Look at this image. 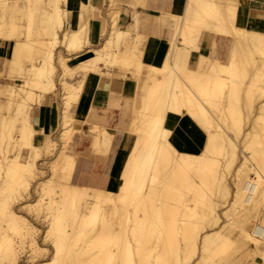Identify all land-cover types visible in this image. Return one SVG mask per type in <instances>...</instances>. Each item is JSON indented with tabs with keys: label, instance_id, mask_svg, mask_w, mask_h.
<instances>
[{
	"label": "bare ground",
	"instance_id": "obj_1",
	"mask_svg": "<svg viewBox=\"0 0 264 264\" xmlns=\"http://www.w3.org/2000/svg\"><path fill=\"white\" fill-rule=\"evenodd\" d=\"M24 1L25 4L20 8L15 6V1H13L12 7L14 9L16 7V11L20 12L19 14L28 15V18H30L33 12L28 9V7H30L28 3H30L31 0ZM119 2L122 1L120 0ZM133 2L134 1H132V3ZM188 4L192 5L190 10L187 9ZM48 5L52 7L48 8ZM118 5L117 9L112 7L113 10L107 13L112 20L109 36L105 39L101 47L94 49L95 52L93 57L81 60L79 68L84 70V75H86L90 70L99 71V63H103V66H105L104 68L119 66L125 69L124 72H126V69L130 70L132 75L138 80V93L133 101L134 105L138 104V106L133 109L131 122L128 128L134 135V142L124 162L121 173H123L124 167L128 164V159L132 155V149L136 148L135 137L138 131L137 124L143 126L144 115L150 114L147 110L154 107L155 102L161 98H168L170 104L175 105L177 111L174 113L181 114L182 110L185 115L206 131L203 149L197 153L190 152L191 154H187L189 159L184 161L183 167L194 169L203 177L204 189L201 190L199 196L202 198V205L206 201L208 228L205 229L203 227L205 223L203 217H201L199 223L201 232H206L207 253H205V239H197L195 235L196 228L194 226H188L180 237L184 242L183 249L177 250L171 247L167 249L162 248L159 254L160 261L162 264H175L177 257H179L184 264H190L191 259L198 254L201 259H203L204 264H215V256H219L217 259L222 261L223 264L224 262L226 264L231 254L229 248L230 244H232V241L235 239H243L242 243L247 240H252L255 242V245H257V251H259L261 245H264V234H262L264 211L261 210L262 207H264V113H262L264 103L261 102L264 97V87H261L262 82L259 80L249 81L248 83L251 91L249 92L248 89H245L243 99L241 100L240 83H242V81L233 82L232 75L229 74V65L232 63V57L235 56L236 66L243 69L244 65L247 64L252 57L253 52L259 51L261 46L260 37L264 35V31L248 28L236 23L238 0H186L182 13L170 14L174 22L173 34L169 39L170 46L163 65L145 66L138 56L140 38H138V43L135 42V44H132L127 39V37L130 36V32L122 31L117 27V14H119L118 10L121 6ZM41 9L42 8H40L39 11ZM86 9L88 8L85 7V10ZM16 11L12 10V13L14 12L16 14ZM65 14V9L62 10L60 8V0H48L47 5L39 15V21L42 24H38L37 27L38 39L36 48L43 52L41 55L35 54L37 66L32 73L29 86L27 90H22L21 84L23 81L17 78V85L11 91H7L5 103H0V108H5L7 113L11 107L14 112L12 116H15L13 120L9 122L5 118V115L2 117L1 125L3 129L7 126L9 130H11L10 126L13 124V121L15 118H19V129L26 132L27 142L31 145L21 150L19 141L13 142L11 149L7 143L3 144L2 154H0V169H2L0 170V193L3 192L4 181L9 178V165H11L13 169L11 176L12 183L14 185H20L23 194L29 192L31 181L35 178V175L37 176L38 173H40V169L36 167V160L42 155L51 153L56 147V140L49 136L46 137L42 145L33 143V134L36 132L34 133L33 126L29 125L27 122L28 111L26 108L29 107L30 103L28 104V102L34 95L38 98L37 101H40L48 92L56 91L54 83L56 71L54 56L55 46L58 43H62L67 47L68 51H77L80 50L84 44V34L87 32L85 25L88 23L87 21V23L84 22V25H81L78 30L64 32L62 37L59 38L60 34H58V31L63 28L62 24ZM10 16L11 15H9V18H11ZM181 16H184L186 21L188 19L191 20V27H187L186 24H180ZM90 17L92 19V15ZM229 18L231 22H229ZM3 19L4 15H0V22H2ZM136 19L135 17L134 20ZM136 22L138 21L136 20ZM42 33L43 36L46 34L49 35V39L41 36ZM134 33L136 32L134 31ZM193 33L195 35H193ZM203 34L209 36L210 43H213L215 36L219 35L218 39L224 40L229 45L226 58L222 60V58L216 54V59L209 61L208 55H199L194 65L190 67V54L192 51L199 50V39ZM194 40L197 41V47H192ZM122 47L123 49H121ZM139 55L141 56V54ZM57 58L63 69V74H61V88L64 95L62 98V114L60 120L61 129L58 132V139L61 143V147L50 160L51 164L49 162V176L38 181L39 183L42 182L40 183L41 190L39 192L44 191V194L48 196V200L42 202L43 199L39 198L41 200L23 204L24 206L28 204L34 207L37 206V209H35L36 213L34 212L35 210L32 211L33 209L30 208L32 213L37 215H39L42 210L43 215H40H42L43 219L46 221V229L42 235V242L39 243L36 240L37 230H35V226L26 216L16 211L13 205L11 206V211L0 213V240H2L5 233L11 232L17 236V240L19 241L15 249L0 252V261L8 262V264H10L13 258L25 252L24 237H27V248L31 250L33 254H36L34 257H39L34 259L33 264H48L49 258L57 259L55 244L48 239L50 235L49 229L55 231V220L61 215V209L65 205L70 207L72 203H75L79 206L81 202H83L85 206H89V204L93 208L98 206L102 215L103 212L107 210L112 217L119 211L120 215L123 217L124 223H127V210L124 209L123 206L118 210L116 205L111 202L112 196L119 198L120 185H118L116 189H104L71 181L73 158L66 153V147L69 143L70 135L76 128L73 126V118L69 116V110L72 103L77 102L85 76L78 84L66 81L63 78L64 75L72 73L66 63L68 58L61 54H59ZM261 67H264V65ZM4 90L5 88H1L0 91ZM242 109H244L246 113L245 119L242 116ZM6 121L7 125L5 124ZM260 121H262L261 124ZM247 122H249V124L245 128ZM94 133L96 144H99L100 139H102L101 142L103 146H107L108 141L111 139L106 131H99L95 128ZM239 138H243V148H241L242 159L239 157L238 153L240 149L238 147ZM0 139H2V137H0ZM101 146L102 145H100V147ZM205 147L208 149L207 159H197L204 153ZM96 149L97 150L94 152L97 151L96 153H98L99 149ZM10 150H16V153L9 159L7 153H9ZM17 157H20L24 164H28L29 161L31 162V167L27 172H25L23 166H16L12 163ZM235 163L236 167H238L236 175H238L240 169L243 170L244 174L241 192L248 195L252 193L254 196L259 187L257 191L259 194L256 199L257 201H254V197L252 196V207L254 208V206L259 205V209L254 210V217L257 218V222L255 223H251L250 220L241 221L240 217H243L248 211L244 213L235 211L233 201L230 199L232 197V189L227 175H229L230 168ZM38 182L36 183L38 184ZM56 189H59L60 192L59 200L57 196H55ZM40 196L42 197L43 195H38L37 197ZM0 199H3L2 195H0ZM224 205L225 208L220 209ZM41 206L44 208L40 209ZM193 207H195V204ZM217 220L223 222L219 226L220 229L223 230V238L215 231ZM25 221H27V223H25ZM133 221L135 222V212H133ZM1 222L4 224H1ZM119 223L120 221L117 220V224ZM225 225H227V227H225ZM46 244H49V248L46 247ZM220 245L227 246L228 249H216ZM89 250L90 243L84 244L78 259L83 261V264H96V261L99 260L100 257L90 256L88 254ZM47 253L48 257L45 258L44 256ZM244 257L247 256L245 255ZM70 258L67 251L63 252L62 256L59 257L62 261ZM103 259L107 261L109 257L105 255ZM238 260L241 262L243 261L240 257L235 262H238Z\"/></svg>",
	"mask_w": 264,
	"mask_h": 264
},
{
	"label": "snow or ice",
	"instance_id": "obj_2",
	"mask_svg": "<svg viewBox=\"0 0 264 264\" xmlns=\"http://www.w3.org/2000/svg\"><path fill=\"white\" fill-rule=\"evenodd\" d=\"M0 7L5 10L4 19L0 22V42H8L10 49V58L0 55V65H3L0 78L5 81L19 78L23 81L21 89L27 90L37 66L35 59L37 28L30 18L14 16L9 21L8 4L0 3ZM191 7V4L187 5L188 10ZM229 22H231L230 18ZM180 24L191 27V20L186 21L185 17L181 16ZM260 41L259 51L253 52L243 69L236 66L235 56L232 57V63L229 65V74L232 75L233 82L242 81L241 100L245 89L251 91L249 81L259 80L262 82L261 87H264V67H261L264 65V35L260 37ZM192 47H197L196 40L193 41ZM208 59L209 61L216 59V54L209 53ZM0 95L6 96L7 90L0 91ZM261 102L264 103V98ZM11 110L10 107L9 111ZM147 111L150 114L144 115L143 126L137 124L136 148L132 149V155L123 173L119 171L116 173L120 185L119 198L111 197V202L118 210L121 206L127 210V223H124L119 211L112 217L107 210L102 215L98 206L96 208L91 207L90 204L85 206L83 202L79 206L75 203L70 207L65 205L61 209V215L55 220V231L49 229L48 239L55 244L57 259L49 258L48 264H83L78 257L83 245L89 243L88 254L100 257L96 264H162L159 259L161 249L169 247L183 249L184 242L180 237L188 226L196 228L197 239L206 238V232H201L199 223L203 217L205 220L203 227L208 228L206 201L202 205V198L199 196L204 189L203 177L196 170L183 167L184 161L189 157L187 149L182 148V145L189 144L190 137L198 136V130L189 127L183 121L177 123L176 119L169 116V113L177 111V108L170 104L168 98L156 101L155 106ZM5 124L7 125V121ZM10 129L6 126L0 133L2 137L0 154L4 143H7L10 149L15 141L20 142L21 150L31 146L27 142L26 132L19 129V118L13 122ZM207 152L208 149L205 147L204 153L197 159H207ZM12 163L23 166L25 172L31 167L30 161L24 164L20 157ZM12 170V166L9 165V178L4 181L3 192L0 193L3 197L0 199V213L11 211L15 201L24 199L21 186L14 185L11 181ZM55 193L59 200V189H56ZM261 210L264 211V207ZM133 212H135V222ZM117 220L120 221L119 224ZM221 223L223 222L220 220L216 221L215 231L223 238V230L219 227ZM18 242L14 233H5L0 240V252L15 249ZM23 242L26 251L27 237L23 238ZM206 244L205 239V253H207ZM65 251L71 258L62 261L59 257ZM257 254L264 256V245H261ZM105 255L109 257L107 261L103 259ZM0 264H8V262L0 261ZM10 264H24V261L17 256L10 261ZM175 264H184V262L177 257ZM190 264H204V261L197 254L191 259Z\"/></svg>",
	"mask_w": 264,
	"mask_h": 264
},
{
	"label": "crops",
	"instance_id": "obj_3",
	"mask_svg": "<svg viewBox=\"0 0 264 264\" xmlns=\"http://www.w3.org/2000/svg\"><path fill=\"white\" fill-rule=\"evenodd\" d=\"M119 1L117 0V3L121 6L119 7V14H117L118 22L116 21L118 29L130 32L127 39L132 44L138 43V38H140L138 53L142 57L139 54L138 56L145 66H162L169 50V39L173 34L174 22L170 14L182 13L186 0ZM132 1L134 2L132 3ZM109 3L110 0H61L60 8L65 9L66 14L63 19V28L58 31L59 38L64 32L78 30L86 21L88 22L85 23L88 34L87 32L86 35L84 34L86 43L84 41L80 50L68 51L64 44L59 43L54 48V56L55 62L60 53L68 58L66 63L72 73L64 75L63 78L66 81L78 84L85 76L77 102L72 103L69 110V116L73 118V126L76 128L72 132L70 140V153L68 152L69 145L66 147V153L73 158L74 169L71 174V181L74 180L75 183L92 187L116 189L119 185L116 173L117 171L121 172L134 142V135L128 128L133 109L138 106V104L134 105L133 102L138 93V80L130 70L126 69L124 72L125 69L119 66L104 68V64L99 63V71L90 70L86 75H84L85 71L79 68L81 60L93 57L94 49L101 47L109 36L112 27V20L107 14L109 11L111 12ZM85 7L88 9L85 10ZM237 9V24L264 31V0H238ZM88 15H92V19ZM134 16L138 22L134 20ZM49 37L47 35L45 38L49 39ZM201 37L199 50L191 52L189 64L194 65L199 55L206 56L209 53L219 55L217 42L214 40L213 43H210L207 34H203ZM217 38L219 35L215 36V39ZM223 46H225L227 54L229 45L224 41ZM42 52L37 48L35 54L41 55ZM0 55L10 58L8 42H0ZM56 63L58 65V62ZM56 63L54 83L56 90L58 89L57 84H60L61 98L54 91L45 94L39 103L32 106L30 114L27 115V122L33 126L34 133L36 132L32 139L34 144L42 145L46 137L49 136L56 140L57 144L54 150L57 151L61 147L58 132L61 129L60 120L64 92L61 88L63 69L60 65L57 67ZM70 66H75L77 70ZM0 71H3V65H0ZM78 72H82V76L74 81ZM57 75L58 78L56 79ZM16 79L5 81L0 78V90L5 88V90L11 91L17 85ZM3 99L5 101V98L0 95V103ZM169 114L172 119L177 120V123L183 121L189 127H195L198 130V136L190 137L191 142L182 145V148L187 149V154L201 151L205 143L206 131L184 113L183 116L174 112ZM95 128L99 131L105 130L110 136L111 140L109 139L107 144L109 149L106 145L103 146L102 139H100L99 144H96L94 140ZM96 148L99 149L98 153H96L97 151L94 152L97 150Z\"/></svg>",
	"mask_w": 264,
	"mask_h": 264
},
{
	"label": "rangeland",
	"instance_id": "obj_4",
	"mask_svg": "<svg viewBox=\"0 0 264 264\" xmlns=\"http://www.w3.org/2000/svg\"><path fill=\"white\" fill-rule=\"evenodd\" d=\"M13 1H15V6H17L18 8H20V5H23V4H25V1L24 0H0V3H4V2H6L7 4H8V9H7V12L9 11H11L10 13L8 12L7 13V15H8V19L11 21V19L14 17V16H22V17H24V18H28L29 16L27 15H19V11L17 12L16 10V7H15V9L12 7V2ZM116 0H110V2H112V3H110V8H111V11L113 10V8H115V9H117V1L115 2ZM40 2V3H39ZM60 2H61V0H60ZM113 2H115V3H113ZM47 3H48V0H42V1H38V0H31L30 1V3H28V4H30V7H28V9L30 10V11H32L33 13H31V16H30V19H32L33 21H34V23H35V25H36V28L38 27V24L40 25V24H42L40 21H39V15H40V12L43 10V8L47 5ZM113 5V6H112ZM116 5V6H115ZM113 7V8H112ZM238 7V6H237ZM32 10H31V9ZM37 8H38V10H37ZM40 8H42L40 11H39V9ZM12 10H15L17 13L15 14L14 12L12 13ZM4 9L2 8V7H0V15H4ZM119 11V10H118ZM3 12V13H2ZM66 13V12H65ZM32 14H33V16H32ZM9 15H11L10 17L11 18H9ZM40 22V23H39ZM44 24V23H43ZM45 25V24H44ZM36 35H37V38H38V34H37V31H36ZM49 36V35H48ZM43 37H47V34L45 35V36H43ZM201 38L202 37H200V39H199V44H200V42H201ZM215 42H217V46L219 47L218 48V51H219V56H222L221 58H222V60H225V58H226V50H225V46H223L224 45V41L223 40H221V39H215ZM59 44V43H58ZM82 48V47H81ZM95 52V51H94ZM36 53H37V51H36ZM60 53V52H59ZM61 54V53H60ZM56 62H58V65H60V61H59V59L57 58L56 59ZM55 62V63H56ZM56 65H57V63H56ZM58 65H57V67H58ZM103 65V64H102ZM189 66L190 67H192L193 66V64L191 63V64H189ZM71 68H73V69H75V66L74 67H72V66H70ZM81 76H82V72H78L77 73V76H76V78H75V80L74 81H76V80H78L79 78H81ZM56 79L58 78V75L55 77ZM58 81H59V79H58ZM8 83H11V82H8ZM57 87H58V89L55 91V94L57 95V96H60V98H61V95H62V93H61V89H60V84L58 83L57 84ZM2 97H4L5 98V96H3V95H1ZM34 98V99H33ZM33 98L32 99H30L29 100V102H28V104H29V107L28 108H26L27 109V113L28 114H30V111H31V108H32V106L34 105V104H37V103H39L40 101H37L38 100V98L37 97H35V95L33 96ZM264 98V97H263ZM30 101H34V102H30ZM37 101V102H36ZM1 103H5V101H4V99L3 100H1ZM31 105V106H30ZM241 112H242V116H243V118L245 119L246 118V113H245V111H244V109H242L241 110ZM14 112H13V110L12 111H9L8 113H7V111L5 110V108H0V133H2L3 132V127H2V125H1V120H2V117L5 115V118L7 119V121L9 122L10 120H13V118L15 117L14 115L12 116V114H13ZM17 119L15 118V120L13 121V122H15ZM262 123V121H260V124ZM264 123V122H263ZM248 124H249V122H247V124H246V126H245V128L248 126ZM263 125V124H262ZM15 133L13 134V136H14V138H15ZM71 136H72V134L70 135V139H69V149H68V152L70 153V140H71ZM242 140H243V138H239V140H238V142H239V144H238V147L240 148L239 149V151H238V153H239V157H241L242 155H241V148H243V145H242ZM33 141V140H32ZM4 144H6V143H4ZM10 152H11V156H13L15 153H16V150H10ZM10 152L9 153H7L8 155L10 154ZM55 152H56V150H53L51 153H47V154H45V155H43V156H41V157H39L37 160H36V167L38 168V169H40V173H38V175L36 176L35 175V178L31 181V187H30V190H29V192H25L24 194H25V196H24V199L22 200V201H16V202H14V204H13V208L16 210V211H18L20 214H22V215H24V216H26L27 218H28V220L35 226V230H37L36 231V240L39 242V243H41L42 242V235H43V233H44V231H45V229H46V221H45V219H43V214H42V210H41V212H40V214H42V215H37V214H35L36 213V210L35 209H37V206H30V204H28V205H23L24 203H33L34 201H36V200H41V199H43V201L42 202H45V200H48V196L46 195V194H44V191H41V192H39L40 190H41V184L40 183H42V182H38L39 180H42V179H44V178H47L48 176H49V174H50V164H51V162H50V160L55 156ZM241 159H242V157H241ZM48 162V163H47ZM49 162H50V164H49ZM237 168L238 167H236V163L235 164H233L232 166H231V168H230V173H229V175H227V177H229V183H231L230 184V187H231V189H232V194H231V201H233V205H234V209H235V211H238L239 213H244L245 211L247 212V213H245V215L243 216V217H240V219H241V221H247V220H250L251 221V223H255V222H257V218H255L254 217V215H255V209L256 210H258L259 209V205H256V206H254V208L252 207L253 205H252V196H253V194L251 193L250 195H248V194H246V193H243V192H241V185H242V182H243V177H244V174H243V170H241L240 168V171H239V173H238V175H236V170H237ZM74 169V168H73ZM41 170H42V172H41ZM231 180H232V182H231ZM74 181V180H73ZM72 181V182H73ZM36 182H38V184L36 183ZM36 183V184H35ZM75 183V182H74ZM37 185V186H36ZM40 185V186H39ZM35 186H36V188H35ZM39 186V187H38ZM259 188V187H258ZM258 188H257V191H258ZM35 190H36V192H35ZM255 192V194H254V201H257L256 199L258 198V196H259V194H258V192ZM41 193V194H40ZM23 194V195H24ZM38 195H43L42 197L40 196V197H37ZM55 196H56V194H55ZM44 197V198H43ZM39 198H41V199H39ZM24 207H23V206ZM226 205V204H225ZM225 205L223 206V207H221L220 209H222V208H225ZM43 206V205H42ZM41 206V208L40 209H42V208H44V207H42ZM33 207V208H32ZM25 208V209H24ZM31 208V209H33L32 211H34L35 213H32V211H31V209L29 210V209ZM220 209H219V211H220ZM253 209V210H252ZM251 210V211H250ZM29 211H31V212H28ZM39 213V212H38ZM37 215V216H36ZM254 219V220H253ZM1 224H4L3 222H1ZM228 226H230V225H228ZM263 227V231H262V234H264V223H263V225H262ZM242 240L243 239H235V240H233L232 241V244H230V252H231V254H230V257H229V261L226 263V264H234V263H236V264H264L263 263V259H264V256H260V255H258L257 253H258V251H257V245H255V242L254 241H252V240H247L246 242H244V243H242ZM46 247H48L49 248V244H46ZM221 248H226V249H228V247L226 246H222V245H220V246H218L216 249H221ZM36 254H33L32 252H31V250H29L28 248H27V250L25 251V252H23L22 254H20V256H19V259H21V260H23L24 261V264H33L34 263V259H36V258H39V257H34ZM247 256V257H244V256ZM45 258L46 257H48V253L44 256ZM241 257V259L243 260L242 262L240 261V260H238V262H235L238 258H240ZM245 259H244V258ZM40 258H41V255H40ZM217 258H219V256H215V264H223L222 263V261H220L219 259H217ZM263 258V259H262ZM33 260V261H32ZM224 264H225V262H224Z\"/></svg>",
	"mask_w": 264,
	"mask_h": 264
}]
</instances>
